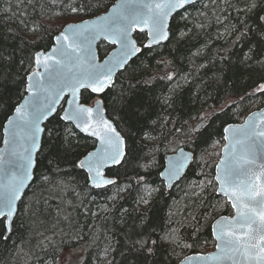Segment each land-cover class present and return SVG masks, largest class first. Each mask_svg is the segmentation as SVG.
I'll use <instances>...</instances> for the list:
<instances>
[{
	"label": "snow or ice",
	"instance_id": "6c2138e0",
	"mask_svg": "<svg viewBox=\"0 0 264 264\" xmlns=\"http://www.w3.org/2000/svg\"><path fill=\"white\" fill-rule=\"evenodd\" d=\"M25 4L35 13L31 22L11 6L2 10L0 238L7 241L26 221L43 235L38 226L51 206L49 197L36 199L38 181L59 197L48 244H38L53 255L41 264H58L57 236L70 233L89 247L103 238L96 259L115 264L109 221L122 237V264H264V107L242 123L214 127L237 100L264 97V0H17L21 11ZM39 16L60 23L50 28ZM50 31V42L37 44ZM209 66L225 86V103L185 120L176 115L180 94ZM10 83L15 99L3 90ZM176 136L184 139H169ZM42 157H50L49 171L55 162V175H76L53 180L37 171ZM193 165L201 179L191 190L197 199L207 194L209 211L203 224L193 217L191 236H181L175 211L149 213ZM129 198L136 207L123 206ZM64 222L67 233L59 228ZM202 227L214 251H195Z\"/></svg>",
	"mask_w": 264,
	"mask_h": 264
},
{
	"label": "trees",
	"instance_id": "16d2710c",
	"mask_svg": "<svg viewBox=\"0 0 264 264\" xmlns=\"http://www.w3.org/2000/svg\"><path fill=\"white\" fill-rule=\"evenodd\" d=\"M11 6L12 12H18L21 16L26 19H29L31 22V16L35 15L32 12V9L28 7L26 4L23 5L24 11L20 10V7L17 6V0H0V34H4L6 32V16L2 11L4 8H8ZM10 14V13H9ZM37 19L40 22L48 25L50 28H55L59 25V21L55 24L49 25V18L47 16H39ZM7 26H11L15 28V24L11 21H7ZM213 33H215L216 28L213 27L210 29ZM55 35V32L50 31L47 36H45L43 41H37V44L40 46L46 45L50 42V37ZM27 38L31 40H35L36 38L28 34ZM10 41H4L7 45ZM217 47L225 46L223 42H219ZM167 55V52H165ZM177 55H179L177 53ZM208 71L202 70L200 75L196 77L191 83L185 86L184 90L180 94V105L181 107L178 109L176 115H183L185 120L188 119V115L195 117L199 110L204 109L206 111H211L213 109H219L225 103L226 91L223 83H217L213 78V73L215 72L214 68H211ZM185 70H187V65H185ZM247 83V78L240 80L236 83V87L240 88L244 84ZM17 85L8 84L6 89V94L13 95L16 91ZM232 94L235 98L236 93H227ZM243 95V92L239 93ZM13 99H15L13 95ZM261 100H264V97H257L254 99L246 98L243 101H236V106L226 109V115L221 113V119H217L214 127H218L221 123V120H227L229 123H241L245 119V116L249 111H255L260 107H264V104L261 103ZM2 119V117H0ZM218 139V137H215ZM169 139L176 140L177 142L182 141L183 137H170ZM207 148V151H212L210 147L206 145H201V149ZM198 153L200 149L197 150ZM50 157L44 158L42 157V163L37 171H45L48 172L50 178L55 181L60 180H70L73 176L76 175L74 171H70L68 176H57L54 172L55 162H53L52 171H49L48 160ZM62 168L70 169V165L63 164ZM200 168L193 165V168L188 171L187 177L183 182L179 184L177 187H173L171 190H167L163 196H157L153 203V210L149 213V215L155 214L158 217H166L167 213L172 210L177 213L176 219L180 221V235L181 236H191L193 230L197 225L193 221V217H201V224L204 223V217H207L209 209L207 208V203H209L207 194L202 196L200 199L193 194L190 185L201 179L199 177ZM37 181V185H38ZM37 185H33V190L36 192V199L41 200L42 197H49L48 205L51 206V216H41V225L38 226V230L43 235H38L35 230L28 227V222H25L23 228L18 229V231L11 236L10 239L4 241L0 238V264H41L42 261H47L52 258L53 252L50 247H39L38 244L43 242L44 245H47L48 242L44 239L45 236L52 235V227L51 222L52 219L56 216V205L59 202V197L56 195L53 186H44L38 187ZM197 191H199L197 189ZM33 196V191L30 190L28 192V198L31 199ZM71 197H69L70 199ZM215 198L211 202H214ZM121 203L125 208L132 209L136 207V202L134 198H129L127 200H122ZM38 208L43 209L45 205L43 202L37 205ZM68 211H72L68 209ZM143 211V209H141ZM81 222H83V218H81ZM47 224V227L44 226ZM109 229H114L109 231V235L112 237V247L113 251L109 257V259L114 260L115 264H122L123 257L121 256V252L123 251V241L122 237L119 234V229L115 228L112 225L111 221H109L108 225ZM60 229H63L66 233L68 232L67 223H61L59 225ZM74 233H70L69 235L60 237L57 236V244L60 245V250L56 254V260L58 261L61 257V253L63 249L76 248L78 246L83 247L85 250V257L88 259L89 264H107L105 261L97 260L96 256L102 251L103 248V238L99 242V247L91 246L89 247L88 241L77 242L72 239ZM199 235V241L196 245L195 251L200 252H209L214 249V241L210 234V229L208 227H202ZM61 239H63L64 243L61 244ZM191 242V241H188ZM180 251V249H177ZM89 253H91V257L89 258ZM185 254L191 255L192 250H187ZM167 254L161 257V259H166ZM171 264H175L173 260Z\"/></svg>",
	"mask_w": 264,
	"mask_h": 264
},
{
	"label": "rangeland",
	"instance_id": "374dc122",
	"mask_svg": "<svg viewBox=\"0 0 264 264\" xmlns=\"http://www.w3.org/2000/svg\"><path fill=\"white\" fill-rule=\"evenodd\" d=\"M85 249L81 246L63 249L58 264H77L80 257H85Z\"/></svg>",
	"mask_w": 264,
	"mask_h": 264
},
{
	"label": "water",
	"instance_id": "95a60500",
	"mask_svg": "<svg viewBox=\"0 0 264 264\" xmlns=\"http://www.w3.org/2000/svg\"><path fill=\"white\" fill-rule=\"evenodd\" d=\"M255 111H256V110H255ZM0 146H2V145H0ZM171 189H172V188H171ZM171 189H169V190H171ZM169 190H168V191H169ZM213 251H214V250H213Z\"/></svg>",
	"mask_w": 264,
	"mask_h": 264
}]
</instances>
